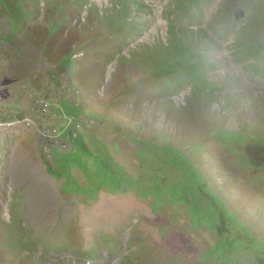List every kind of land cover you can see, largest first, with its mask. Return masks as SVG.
Returning <instances> with one entry per match:
<instances>
[{"label":"rangeland","instance_id":"rangeland-1","mask_svg":"<svg viewBox=\"0 0 264 264\" xmlns=\"http://www.w3.org/2000/svg\"><path fill=\"white\" fill-rule=\"evenodd\" d=\"M140 1L132 32L105 19H118L115 0H0V264H264V60L260 75L232 46L245 20L253 40L264 35V0H206L195 24L189 0ZM178 18L228 33L210 54L214 104L153 75L152 47ZM48 94L70 151L1 126L42 123L34 102ZM71 116L94 120L78 139Z\"/></svg>","mask_w":264,"mask_h":264},{"label":"trees","instance_id":"trees-1","mask_svg":"<svg viewBox=\"0 0 264 264\" xmlns=\"http://www.w3.org/2000/svg\"><path fill=\"white\" fill-rule=\"evenodd\" d=\"M204 1L206 0H189L188 6L184 4L186 2L183 3V11L186 14H189V17H187L189 20H186V22H189V24H195L194 21L197 19L196 16L193 15V10L197 9L203 13L201 11V7ZM117 7H120L118 10V19L115 21L111 13H108L110 15L105 16V19H107L114 27L116 26L115 28L119 30L125 26L127 30L136 32L137 28L134 26V22L130 20V17L136 16L137 18L138 13L146 11L147 6H145L140 0H115L113 11ZM96 9L100 12L98 8ZM179 9V6L175 5L171 12L174 13ZM183 11L181 12L183 13ZM171 12H169V15ZM231 19L234 20V16ZM178 21H180L179 18L176 20H170L169 44L165 46L161 42H157V44L152 47L150 54L154 56L156 63L160 64L159 68L153 75L161 77V81L170 86L171 93L182 91L184 87L189 84V86H192L193 95L196 94V91H201L203 94H206V96L214 104L215 101L211 98L214 100L219 99V93L222 94L223 89L219 83L209 80L208 68H218V66L213 63V59L210 54L217 48L221 47L220 42H223V40L227 38L228 33H222V31L215 33L213 32L214 26H212L211 29L208 27L207 30H190L188 28L181 29L177 26ZM199 24H201V22H199ZM136 25L140 26L141 24ZM245 25L244 33H242L243 39L239 42L237 41L236 44L232 46L237 54L243 53L244 57L247 52H250V54L252 53L255 58V62L257 63V65L255 64V69L260 75H263V69L261 66H258V64L260 61L264 60V35L258 41L253 40V38H251L252 32H250L249 28H247V20H245ZM150 59V57L145 56L147 63H149ZM244 60L247 61L249 59L245 58ZM63 68H66L67 71L71 69L68 64L61 67V69ZM229 104V101H226L225 108L228 109ZM262 139L264 144V137ZM261 148L264 149V146ZM192 177L194 178L195 174H193ZM210 192L213 193L212 190H210ZM191 194H194V192L193 190L190 191L189 187V197H191ZM235 217L239 220L237 216ZM216 219L217 217L211 220V224L214 226L219 225ZM240 223L249 231L252 235V239L261 241L259 236L249 228L247 222ZM237 241H242V239L237 237L235 242ZM261 242H264V240ZM231 244L232 242H226L222 239L218 246H220V248L223 247L227 253H231L234 252Z\"/></svg>","mask_w":264,"mask_h":264},{"label":"built area","instance_id":"built-area-1","mask_svg":"<svg viewBox=\"0 0 264 264\" xmlns=\"http://www.w3.org/2000/svg\"><path fill=\"white\" fill-rule=\"evenodd\" d=\"M65 89L68 96L71 98L76 99L82 95V91L75 90L71 83H65ZM56 98V101L58 103H54L51 100V94L39 98V100L34 102V108L38 109V111L41 113V116L43 117L42 123L38 122L37 119L36 121H32L28 120L29 117H22L15 122H4L1 126H8L9 128L13 129L18 128L16 126L21 122L26 126L25 129L27 131L31 132L36 129L41 133L46 141L59 145V147L64 151H70L71 149H73L74 144L65 142L61 129L52 124L53 121L60 119L56 110L61 108V99H59L58 97ZM62 120H65L67 122L68 128L74 127L76 129V133H74L75 139L79 137V132L88 129L89 124H92L94 122V120L89 117L79 118L77 116L66 117Z\"/></svg>","mask_w":264,"mask_h":264},{"label":"crops","instance_id":"crops-1","mask_svg":"<svg viewBox=\"0 0 264 264\" xmlns=\"http://www.w3.org/2000/svg\"><path fill=\"white\" fill-rule=\"evenodd\" d=\"M10 53H11V50H10ZM61 108H62V105H61ZM55 121H57V120H55ZM60 124H62V125H60V127L63 128V129H65V124L62 123V122H61ZM66 129H67V128H66ZM66 129H65L64 131H66ZM88 130H90V129H88ZM10 131H12V130H10ZM40 134H41V133H40ZM78 138H79V137H78ZM78 138H77V139H78ZM73 149H74V147H73Z\"/></svg>","mask_w":264,"mask_h":264}]
</instances>
